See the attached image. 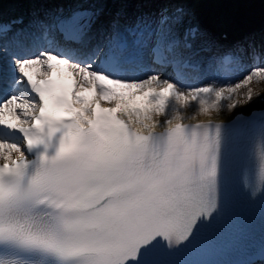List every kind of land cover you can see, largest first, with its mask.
<instances>
[{
    "label": "snow or ice",
    "instance_id": "1",
    "mask_svg": "<svg viewBox=\"0 0 264 264\" xmlns=\"http://www.w3.org/2000/svg\"><path fill=\"white\" fill-rule=\"evenodd\" d=\"M112 2L177 5L108 25L116 36L168 37L184 29L182 5L192 0ZM98 20L77 13L67 37ZM188 35L200 33L189 27ZM82 55L48 48L0 57V264H200L180 257L197 252L232 211L231 129L196 113L184 123L183 109L196 102L208 112L224 100L231 110L264 99L251 86L264 81V66L227 89H187L145 72L120 45L103 59ZM246 123L253 148L243 186L264 197V118Z\"/></svg>",
    "mask_w": 264,
    "mask_h": 264
},
{
    "label": "bare ground",
    "instance_id": "2",
    "mask_svg": "<svg viewBox=\"0 0 264 264\" xmlns=\"http://www.w3.org/2000/svg\"><path fill=\"white\" fill-rule=\"evenodd\" d=\"M2 2L3 11H11L13 9L22 10L24 13L23 18L25 20V25L14 26V37L7 34L0 36V41L9 45L8 49L0 46V57H9L21 51L27 53L53 48L57 51L60 49H72L73 51L82 53V58H85L87 55L95 53L103 43V39L106 40L108 37L115 36L111 32L108 24L105 23L109 14H101L98 22L94 23L86 33L84 32L81 43L61 45L57 42L51 16L55 18L58 13L64 12L68 7L71 8L72 0H48V2L42 3H32L28 2V0H0V4ZM208 2V9L204 7L201 8V12L203 14L205 13V15L207 14L209 18V20H207L205 15L202 14V18L205 22L203 26L204 32H206L208 36V43L206 44L203 42L202 45H206L204 48L210 47L212 57L209 58L210 60H207L208 64H206L204 68L205 71L201 72L200 76L194 73L184 81H177L182 87L187 89L204 86L223 87L227 89L229 86H234L236 84L234 80L238 82L242 81L244 76L247 75L252 68L264 66V2H261V0H208ZM124 4V7L131 11L129 13L134 15V17L126 16L124 18V21L129 25L140 15L156 16L158 10L162 8V6H158V4H151L152 6L148 7V9L146 8L147 3L129 2ZM65 6H67V8ZM61 8L65 9L61 10ZM3 11L0 10V15H3ZM34 19H36L38 23H30ZM19 26L25 28L26 36L19 31ZM217 29L218 31H224V29H226V37L221 38L216 35L215 32ZM150 35L153 34L151 33ZM197 36L198 35L195 36V39H192V43L196 40ZM211 36L213 37L210 38ZM57 47L60 49H56ZM204 48H200L199 50ZM220 48H225L227 50L232 49L231 51L237 54V66L235 68L237 69V73L235 74L233 73L234 71H232L226 78L220 77L223 71L221 70L219 72L217 62L214 59V55L219 52ZM127 52L129 51L127 50ZM139 64H141V61ZM143 66H146V63H144ZM151 66H153L152 68L157 67L153 63H151ZM164 66L167 67L166 65ZM43 69L44 68H41L40 71ZM157 69H159V73L150 70L144 71L159 74L165 79H167V77L171 79V71L162 73L165 68L161 66H158ZM32 71L36 72V69L33 68ZM138 75H143V72ZM77 79H79V77H77ZM152 86L154 87L156 85L153 84ZM251 86L254 92H264V81L257 83L253 80ZM246 91L247 89L241 86L239 89V93L241 94L239 99H244L243 94ZM205 101L206 107L212 103V100L207 96L205 97ZM101 102L108 103L107 101ZM252 106L263 107L264 101L257 99L247 105L242 104L235 109L229 110L226 107V102L221 100L218 107L208 108V112H199V105L196 102H192V106L183 109V113L188 112L185 116L189 118H192L194 113H196L195 118H215L232 114L237 110L248 111V108Z\"/></svg>",
    "mask_w": 264,
    "mask_h": 264
},
{
    "label": "rangeland",
    "instance_id": "3",
    "mask_svg": "<svg viewBox=\"0 0 264 264\" xmlns=\"http://www.w3.org/2000/svg\"><path fill=\"white\" fill-rule=\"evenodd\" d=\"M68 3V2H67ZM152 5L150 4V3H147L146 4V8L148 9V7H151ZM65 7H67V6H65ZM62 9H64V8H61V10ZM129 16H133L134 17V15H132V14H130L129 13ZM53 16H51V18H52ZM21 50V49H20ZM235 74L237 73V70H235V72H234ZM238 81L237 80H234V83H237ZM197 84V83H196ZM195 86V85H194ZM194 86H192V87H194ZM201 86V85H200ZM203 86V85H202ZM188 112H184V114L186 115Z\"/></svg>",
    "mask_w": 264,
    "mask_h": 264
},
{
    "label": "water",
    "instance_id": "4",
    "mask_svg": "<svg viewBox=\"0 0 264 264\" xmlns=\"http://www.w3.org/2000/svg\"><path fill=\"white\" fill-rule=\"evenodd\" d=\"M1 7H3V4H2V6Z\"/></svg>",
    "mask_w": 264,
    "mask_h": 264
}]
</instances>
